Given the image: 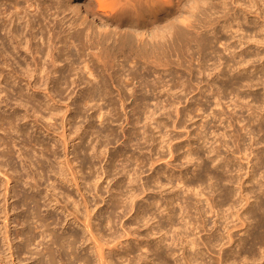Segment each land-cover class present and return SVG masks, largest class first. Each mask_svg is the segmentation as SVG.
<instances>
[{"label": "bare ground", "instance_id": "bare-ground-1", "mask_svg": "<svg viewBox=\"0 0 264 264\" xmlns=\"http://www.w3.org/2000/svg\"><path fill=\"white\" fill-rule=\"evenodd\" d=\"M55 1L56 0H50V1H47L45 3V2H41V0H0V80H1L0 81V94L2 93V95H3V93L5 92L6 93L5 96L8 97V93L9 92H10V94L12 92L13 93L15 92V94H17L16 96L18 97V99L15 98L16 96H13V97L15 98V100L17 102V103L15 102L16 105H18L19 107L20 106H22L24 108L26 107V109L28 107V103L29 102L25 103L27 100L25 101V99L23 98L24 101H22L23 99H21V96H23L22 92L25 91V88H27L28 91L35 90L37 92V91H41L43 89V87H44V89L48 92V94H50L48 102L53 101V103H54V102H56L55 101V96H56L55 92L56 93L59 92L58 94H60V92H64L65 91V88H64L65 86H66V89H67V87L69 89V87L75 86V85L78 88V86H80V85H78L77 83L80 82V83H84L86 85L85 86L86 92L83 94V96H82L83 98L81 99V101L78 100L82 104V106L85 105V106L88 107L91 104L95 103L94 106L90 107V110L98 108V109H95V110L97 111V114L99 112V114L98 115L96 114V115L100 119V118H102V112H105V111L102 110L103 109L102 106L98 105V102L106 100L105 104L108 105L110 103L111 107L113 108V110L111 108V110H112L111 112L114 113V114H112V113L111 114L114 116V117L113 116L112 117L115 118V117H118L117 113H115V112H117L116 108H115L117 106V102L114 101L112 99V97H111L112 90H113L112 87H115L118 91L122 92V91L126 90L128 86L134 85L135 81L140 80L139 84L143 87V89H145V90L148 89L149 91L154 93L155 90L158 87H160V86L162 87L161 84L164 82V81L162 82L163 79H161V77H160L162 74L159 73V75H157V79L155 77L156 80L154 79L153 85L150 84L151 80L149 81L148 77H151V75L153 76L156 72L158 73V72L162 71V72H167L168 73V71H170V69H172V63H174V62H172V60H171L172 58L170 59L171 52L173 53V55L175 54L177 56V59H178L177 62L175 63V65L177 67H179V68L186 67V70H188L191 74L194 71V69L192 68V65L191 64L188 65V66L185 65V63L183 62V59H184V61H185L186 57L190 58V59H194L195 54L198 53V55L200 56L199 58L202 59V60H200V62L203 61L198 66L199 69H200V73H205L207 71H210L209 67L206 66L207 63H209L208 61L206 63V60H208L206 58L207 55L215 54L216 57H218V65H214L216 63L215 62L213 64L214 68H211V72H213V73L215 72V75L223 76L224 79L226 78L225 82L227 81V79H228L227 77L230 75V73H236L237 72L235 75H238V74H240V72H245V73L249 72L248 69L254 64V63L250 64L252 62L251 59H253L254 62L255 61H257V62L260 61L261 62V60L264 59V51L259 53V51H258L259 49L257 50L258 52H256L258 54L256 56H254L257 60H254L255 58L251 54H250V56H252L253 58L251 57L248 60L247 57L243 58V55H245V54L242 53L241 55H239V53L238 54L236 53L237 51L240 50V48L244 47L243 45H246V44H247V46L250 43L254 44L255 46L256 45H260V46L263 45L264 46V0H202V4L203 5H201V7L203 6V8H201V9L199 8L200 7L199 0H198V2L194 1L197 4H199V7H197V11L191 10V12L192 11L193 12L192 13L190 12L191 14L190 15L188 14L189 16H184L183 15L184 18H182L181 20L179 19L181 17H179L177 19L175 18L176 21H171V22L169 21L168 23H165V24L161 23L162 26L160 25V22L164 18L167 19V17H168L167 13H169V11L171 13H173V11H176V10L179 11V13L183 12L184 0H96L98 2V6H96V5L95 6L98 7V8L95 9V7H94V9H93V7H91L93 9V11H92V9H90V12H93L91 15H94L97 18V20H99L100 22H102L104 24L103 25L104 28L103 27L102 28L104 29L106 34H103L104 32L103 33L101 32L102 29H97V30H100L99 33H98V31L95 29V28H100L98 25H97L98 27L97 26L94 27L93 25H89V26L87 25L88 27L86 26L87 28L85 27V29H83L82 31H79L81 28L79 30H77V28H76L77 25L76 26H72L71 25L72 26V29H71L72 31L75 28L74 29L75 30L74 33L71 34L70 31H68V35L65 34L66 36L63 35L64 38H61L62 37L61 35H62V32H63L62 29L64 27V26L62 27V22L66 19V18H63L61 21L59 20V21L55 22L56 24L52 25V26L60 25L61 26L60 28H62V29L59 30V28L57 29V27H55L56 30H58V31H56L54 27H52V28L50 27V30H49L50 31V35H49L50 37L48 36L49 38H47V39L51 43V48L49 47L48 49H52V50H48L47 49L48 52L46 54V49H42L41 46H39L38 44H33L32 42L34 40H37V38H39L40 35H41L40 36L41 40L43 38L45 39V37H46V36H44V34L46 33L45 30L46 29L48 30L47 26L49 24H51V22H52L49 19H48V21H50V23L48 21H45L44 22L45 24H46V22L49 23L48 25H46V28H45L44 27L45 24H44V26H42V23L39 21L40 18H43V16L47 17V15L49 17V12H51V15H52L51 18L56 15V19H57V18H59V16H61V14L63 15V14L66 13V10H67L66 7L67 6H66L65 2L67 0L66 1L65 0H61V2H57V1L55 2ZM80 1L84 2L85 0H80ZM76 5L77 6L80 5V3H77ZM91 5H92V3H91ZM194 6H193L194 8L193 7L192 8L195 10L197 5H194ZM53 10L54 11L58 10V11L53 13L52 12ZM31 13H35V14L32 15ZM173 14H176V13L174 12ZM182 14H181V16H182ZM250 17H253L255 19L251 20ZM53 18H55V17H53ZM53 18H52V20H53ZM44 19H46V18H44ZM152 21H154V22H152ZM125 22H126L127 26L131 30H133L135 34H137V37H139L137 39V43L131 44L127 39L121 40L122 35H120V33H121L120 32V28H121L120 26L122 24L124 25ZM148 22L151 23V25H152V27H151L152 30H150L151 33H150V31L148 33H146V30L145 31L142 30L144 28V27L142 28V25H145V23H148ZM110 23H112L113 26H115L114 27L115 28V32L112 33V34H111L112 31L111 30L109 31L110 28H109L108 24H110ZM178 23H179V25H178ZM70 24H72V23H70ZM84 24H85V22H84ZM180 24L181 25L185 24L184 26L186 28L183 29V25L180 26ZM217 25L218 26L220 25V26L216 27ZM37 26L39 27L38 30H37ZM245 26H247L248 28L246 29ZM43 27L45 28L44 31H43ZM107 28H108V31L110 33L107 31ZM26 29L28 30L27 33H29V36H30L29 40H28V38L26 39V35L24 36ZM149 29H150V26H149ZM198 29H203L202 32H205L204 30L206 29L207 32H205V33L200 32L199 33ZM36 30H37V32H36ZM113 31H114V29H113ZM2 32L5 35H2ZM66 32L67 31H64V33H66ZM38 34H40V35H38ZM113 34H114V36H113ZM115 35L116 36L118 35L119 38L115 37ZM84 36H85L86 39H82V38H84ZM146 36L148 37L149 40L148 39L147 40L144 39V37L146 38ZM68 38H69L70 42H69ZM25 39H26V41L24 43L25 45H23V41ZM45 40H44V42H45ZM231 40H234V43L238 44L240 48L236 47L235 46L236 44L231 43L230 42ZM56 41H57L58 44H61L62 46L61 45L59 47L56 46V44H57ZM34 42H38V40L34 41ZM49 42L47 44L50 46ZM45 43H43L44 46H45ZM73 43H76L77 45H74ZM216 44H218L219 46L221 45V47H224L223 52L224 53H228L227 56H224V55L221 56L220 53L215 50L216 48L214 46ZM71 46L73 48H74V46H76V48L78 47L77 52L74 53L73 52L74 50L72 51ZM252 47H254V46H252ZM252 47H251V49H252ZM256 47H255V51H256ZM87 49L92 50V51L94 49L96 51L95 52H91L92 54L90 55L89 59H83V57L85 56V51ZM251 49L249 48V50H251ZM22 50L23 51L25 50V52H22ZM118 50L121 51L123 55L125 54L124 55L125 56L124 57L125 60H124L123 63H122V61L120 63L119 60H118L119 62L116 60L118 58L117 57L118 55L116 53V52H118ZM241 50L245 51L243 49H241ZM246 50L248 51L247 48H246ZM260 50H261V48H260ZM127 51H128V53H127ZM7 53L9 54V56H12V58L15 56L13 58L14 61L11 60L12 61V66L9 63L10 60L7 61V59H9V56H7L8 55ZM21 53H25V54L29 53V55L33 54V57L29 56V57L34 59V61L30 59L31 61L34 62V63L32 62L33 65L31 64V62L29 64L28 63L29 61H28L26 63V65L23 67V65H22L23 63L21 62V58L23 57L24 54L22 55ZM207 53H209V54H207ZM11 54H13V55L15 54V55L13 56ZM25 56H27V55H25ZM6 57H8V58H6ZM44 57L45 58L48 57V59H49V63H48L47 59H46L47 62H45L46 64L48 63L47 65L49 66V68L45 67L46 65H43L41 63V61L43 60L42 58H44ZM171 57H172V55H171ZM236 57H238V59H239V57H241L242 60H240L241 59L240 58L239 61H236V59H237ZM25 58H27V57H25ZM210 58H211V56H210ZM213 58L214 57L212 56V59ZM138 61H140V62L137 63ZM14 62H16L15 63L16 66L13 67ZM140 63L142 65H144V66H142ZM132 64H135V65L133 66ZM136 64L139 65V66L137 67ZM255 64L253 65V68H255L256 74L255 73H254L255 75H251V74L244 75V74H242L244 76L239 77V78L233 76L232 77L233 80L231 82V83H233V86H235L236 88L239 87V86H242L244 88L247 87L249 89H252L253 87H257V86L259 88V86H262L263 89H264V63H260L259 65H255ZM128 65H131L133 67L130 68L129 70H126L129 67ZM61 66H63L62 69H61ZM116 66L117 67L120 66V68L118 67L119 69H117V68H115ZM9 67L11 68L10 70L8 69ZM7 69H8V71H7ZM159 69H161V71ZM226 71H228V72L226 73ZM211 72H210V75H211ZM171 74L173 75V73H171ZM174 74L176 75L177 73H174ZM259 74H261L260 77H259ZM72 76L73 77L76 76L78 79L77 80L76 79L71 80L73 78ZM124 76H125V79L123 78ZM170 76H168V77H170ZM90 77H93L95 82L96 81L97 82L95 83L94 80L93 81L86 80L88 78L90 79ZM162 78H164V77H162ZM175 79H176V77H175ZM42 80H43V84L41 85ZM25 81H27V83L23 85L22 83H25ZM177 82H178V80H177ZM179 82H180V80H179ZM222 82L225 83L224 81H222ZM168 83H165L163 85L164 88L167 87L166 91L168 89V86H169V89L172 90V89H174L176 87H179V85H181V83H177L178 85L176 86V84H174V81H173V85H168ZM182 85H185V84L183 83ZM63 88H64V90L62 91ZM187 88H189V86ZM220 88L221 87H218L217 89H220ZM11 90H13V91L11 92ZM148 90H147V93L149 92ZM171 90H169V91H171ZM53 91H55V92H53ZM190 92H192V91H190ZM211 92H213V91H211ZM211 92H209V93H211ZM232 92H233V90H232ZM235 92H236V90H235ZM134 93L136 94V92H134V91H133V94L131 93L132 94L131 97H134V100H133L134 105H136L137 107L143 105V107H144V109H143L144 110L143 114L145 115L144 120L146 122L148 121V123H149V121H152V122L156 121L155 123L157 124V126L155 128L158 129V130L160 128H162V127H160L161 125L159 124L161 121L159 122L158 119L156 120V118H155L156 114H157V112L155 110H156L157 107L155 108V110L151 111L150 107H149L150 106L149 105L150 102H149V99H147L148 96L146 95V97H145V94H144V95H142V97H139V96L137 97V95H135ZM218 93H221V92L218 91ZM12 94H11L10 98H12ZM23 94H25V93H23ZM62 94L63 93H61V95ZM206 95H208V94H206ZM35 96L36 95H34L33 97H35ZM216 96H217L216 99L219 98V100H221L220 99L221 95H217V93H216ZM234 96H236V100L234 98L232 103L229 102L230 104L233 105V107H234V108L232 107L233 110L236 111L235 109L240 108V110L247 109L246 112L247 111L250 112V114H249L250 118L247 117V118H249L247 123H246V119L242 118L243 114H241V115L238 114L241 117L237 116V119H236L237 121L236 122H239L238 124H242L241 122L246 123V124H244L241 127L242 131H244L246 133L243 132L244 134H242V133L239 134L240 133L239 132L238 133L239 135L237 134V136H238V139H237L238 140V144L237 145L235 143L234 144L237 146V147L236 146L235 147H236V149H237L239 154H242L243 156L248 155V157L252 156L253 154L255 155L254 157H255L257 162L254 163L255 165H252V166L255 169V172H257L256 169L257 168L258 169L261 168L260 167L261 165H262V167H264V161H262L263 160L262 154L264 156V147H263V145H261V143L264 144V98H262L263 100H260V98L258 99L257 97L254 98L253 101H255V103H253V101H252V103L254 104L253 105L251 102H247V101H246V103H244L245 102V98L242 100L243 97H241L239 95V93H235ZM36 97H38V96H36ZM68 97H71V96H68ZM126 97H127V95H126ZM10 98H8V100ZM25 98H27V97H25ZM252 98H253V96H252ZM0 99H1V97H0ZM125 99H127V98H125ZM125 99H123L121 97L120 100L123 103H125L126 102ZM248 99L249 98H247V100ZM6 101L7 100L2 99L0 104L2 105ZM28 101H30V100L28 99ZM37 102H39L37 99L33 100V103L31 102V104H33V105L31 106L30 109L35 114H39L41 112V111H38L39 108H36L37 107L36 106ZM64 102H66V101H64ZM158 102L159 101H157V103H156L157 106H159ZM219 102L220 101H218V99H217V103L220 105ZM256 103H259V104H256ZM39 104H41V103H39ZM230 104H228V105H230ZM199 106H198V111L201 112V110H203V107L202 106L199 107ZM87 107H84V108L86 109ZM164 109H166V108H164ZM136 110L137 109H134L133 111H136ZM55 111H57V110H55ZM52 112L53 111H51V114H50L51 117H46V116L45 117L47 119L48 118L49 119L50 118H52V119L55 118L54 116H56V115H55L54 112L53 113ZM139 112L135 113L136 117H137V115L140 114ZM14 113H16V112H14ZM79 113H80V111H79ZM180 113L181 112H179V110H177V113H176L177 116H179ZM203 113L205 115L206 112L203 111ZM232 113H235V112L232 111ZM238 113H240V112H238ZM27 114H28V112H27ZM107 114H109V113H107ZM211 114L213 115V113H211ZM211 114H208V115H206V117H203V118L207 119V117L209 115H211ZM77 115H78V112H77ZM157 115H161V114H157ZM215 115L213 117L217 116V115L216 116ZM232 115H236V114H232ZM232 115H231V118H233ZM7 116H9V115H7ZM107 116L104 115L103 117L106 118ZM189 116H190V113H189ZM220 116H219V118H220ZM18 117L19 116L16 115V114H13V116L11 114V116L6 117V115L4 113L2 114L0 112V132L1 131L3 132V135L2 134H1L2 136L0 135V148L2 149L0 151V176L4 177L6 179V182H7V184H6V182L3 183V184H6V185H3L1 183L2 186L5 187V195L10 194V191H11L10 188H9V186L11 185L10 182L11 181L12 182H17L16 183V185H17L18 183H20L19 180L21 179L19 177L20 175H18V176L15 175V174H17L19 172L16 169H14V166H13V162H14L13 158L15 157V156L13 157V154L15 153L14 152V148H16L15 147L16 146V142L14 143L15 140H13V139L15 138L16 140L17 139L20 140L22 137H24L23 135L25 134V133H23V135H22L23 129L20 128L21 124L19 125V123L18 124L16 123V121H18V120H19L18 122H22V121H25V119L21 121V118H20L21 115L19 117L20 119ZM139 117L137 118V124L140 123ZM167 117H168V114H167ZM186 117H188V116H186ZM234 117H236V116H234ZM38 118H39V116H38ZM41 118H43V116H41ZM41 118H39V120ZM46 118H44V119H46ZM231 118H228V119L231 120ZM106 119L108 120V118H106ZM35 120H37V119H35ZM63 121H64V119H63ZM229 121L227 120L228 125H226L227 123L225 124L226 125L225 126L226 129L228 127H231V124H234V123H230L231 121L230 122ZM39 122H37V123H39ZM107 123H110V122H106V124ZM202 123H201V125H202ZM50 124L51 123H49V125L46 126V130L49 133L52 130L51 132L54 134L55 131L53 132L52 128H53L55 123H53V125H50ZM108 125H107V127L110 128L111 125L110 126H108ZM70 127H71V125H70ZM166 127L168 128V126H166ZM201 127H200V129L203 130V128L205 127V124L202 125ZM67 128H68V126H67ZM44 129H45V127H44ZM54 129H55V127H54ZM110 129H109V131H110ZM200 129H199V131H200ZM72 130H73V127H72ZM113 130L114 129H112L110 131V133L107 134L106 138L113 137L114 139H117V135H119V134L117 133V135H116L115 134L116 133L115 130L114 131ZM11 131L17 133L18 135H16V136H18V138H16L15 135L14 136L12 135L13 136V138H12ZM75 131L78 132L79 130L76 129ZM102 131H104V130H102ZM24 132H26V131H24ZM67 132H69V131H67ZM70 132H72V131H70ZM76 132H75L74 135H76ZM99 132H100V129H99ZM99 132H98V134H100ZM134 132H136V131H134ZM146 132H144V135H145ZM158 132L160 133V132H163V131H158ZM211 132H212V135H214L215 131H211ZM220 133H222V132L220 131ZM220 133H219V135H220L219 139H220V141L222 143L219 141L220 142L219 145L229 148L227 140L224 139V138L227 139L228 135L225 134V133H222V134H220ZM61 134H62V132H61ZM61 134L59 135L60 136L59 140L61 142V145H63L66 149L69 148V145L72 142H75V140L76 141L79 140L80 143L78 142L79 144L76 143L75 146H74V151L75 152L73 154H75V156H76L75 158L76 159H74V160L71 159L70 160L69 157H65V160L61 161V164H59L60 166L55 163L57 166H59V167H57L58 170L55 167L54 162L52 161V157H55V159H56V155L58 156L59 152L56 151V149H52L53 147L50 144L51 140H49L50 142H49L48 145H47V142H46V145H42L43 146L42 150H41L42 154H40L38 152V150H40L41 147L38 150H36V152H38L40 154V156L37 157V154L35 153L33 147H36L37 145H39V142L37 140H35L36 138L34 140H32L31 138L29 140H26V139H24L26 137L25 136L23 139H21V141H19V142L17 141L18 144H21L20 146L21 147L23 146L24 148L32 147L34 152L32 151L33 152L32 155L29 152L27 154V156H25L23 152H21L20 154L18 152H16V153H18L19 157L21 158L20 160H23V159H25L27 157L32 162V163L31 162L30 163L33 164L34 166H37L39 169L42 170V172L45 171V164L49 163V165L47 167L49 170L47 169V171H49L50 173H54L56 176L58 175V178H60L62 182H66L67 184L68 183L70 184V182L73 183L76 186V188H77V190L79 192H83L82 191L83 186L84 187L88 186V184L90 183V180H91L90 179L91 177L89 178L90 180H87L88 176H87V179L85 177L86 176L85 175V171H86L85 164L88 162L87 161L88 160L87 156H89V154H90L89 151L91 150L93 152L91 158L99 159L100 156H103L102 153H104V152H100V148H101V146H104L106 144H104L103 143L104 141H102V143L104 145L98 144L100 146H98V147L97 146H93V148L91 149V146L93 144L90 147H86L85 146V145H87L86 141L81 143V141H84L83 137L86 134V132L85 133H83V131H82V133L79 132L75 136V138L73 140L70 139V137L72 136L71 135L72 133H70V134L69 133L68 134L64 133L63 135H61ZM94 134L95 133H93L92 135H94ZM136 134H138V132H136ZM166 134H168V133H166ZM203 134H205V131H204V133L200 132V135H203ZM230 134H232V133H230ZM246 134H249L251 136V139L254 140L253 142H254L255 146L251 143L252 144L251 146H249V147L246 146L247 148L245 147V145L242 143V141L244 142L243 136L244 135L247 136ZM255 134L257 136L259 135V137H260V138L257 137V138H259L258 141H256ZM19 135L22 136V137H20ZM88 135H89V133H88ZM210 135H211V133H210ZM212 135H211V137H212ZM217 135H218V133H217ZM104 136L105 135H103V137ZM162 136L165 137L163 133L161 134V137ZM145 137H147V136L145 135ZM161 137H160V139H161ZM221 137L223 139H221ZM230 137H232V135H229L228 138H230ZM166 138H168V137H166ZM200 138H201V141L203 140L201 142L203 145H204V143H207V144L209 143L210 144L209 141L211 139L210 140L207 139L208 138V134H205V136L203 135ZM214 138L215 137L213 136V139ZM53 139H56V138H53ZM137 139H139V138H137ZM152 139H150V140H152ZM158 139H156V140H158ZM163 139H165V138H163ZM216 139H217V137H216ZM85 140H87V139H85ZM130 140L133 141L134 139L131 138ZM148 140L149 139H147L146 141H148ZM166 140L167 139H165V141ZM56 141H57L56 145H58L59 141L58 140H56ZM108 142L109 141H107L106 143H108ZM138 142H139V140H138ZM42 143H45V141L42 142ZM53 143H55V142L53 141ZM154 143H155V141H154ZM162 144H164V142ZM202 144H201V146H202ZM213 144H212V141H211V146L208 145L210 148L208 147L209 149H206V151H208V154L205 157H207V160H209V159L212 160V162H214V161L218 162L219 160H221V161H219L220 164L217 166L219 169H221V168L223 169V170H221V173L216 172L217 174L216 173L213 174L210 171L209 166L205 163L204 158L202 156H200L196 152H195L196 153L195 155H192L191 153L187 152L185 154V158L187 159V161L190 158H191V160H195V163H197L195 165H196V167L200 168V170L198 172V175L196 176L197 179L195 181L194 180H193V182L190 181V183H188L186 181V183H185L186 179L184 177H181L179 179L178 183H177L178 184L177 187H180V185L184 184L183 187L186 188V191H197V192H195V195H194L195 196L194 199H196V201L193 198H191L192 196L191 197H189V196H187V197L181 196L179 198L178 197L179 193H173L172 196L170 194L168 197H165V199L161 198V200H156L157 198H155L152 202L150 201V204L146 205V206H148V209L151 208L148 212H146L147 214L144 213L147 208L146 207L143 208L144 206L143 207L139 206L138 211H137V216H136L137 217L136 218L137 221L145 222L146 226L151 221H154L153 225L156 224V226L151 225L150 229L153 231L152 233L155 236L160 235V237H159L158 241L156 242L155 246H153V247L152 246L148 247L147 245H144V247L142 246V248L139 247V250H141V249L143 251L145 250V254H143L142 252H141V254H139L140 251H139V253H137V251H136V253L139 254V255H136V256H132L133 255L132 251H134V249L132 250V247L130 248L127 245H125V246L121 245L122 242L120 243V245L116 246L117 247L116 249H114L113 246H112L111 248H113V249H111V248L108 249L110 253H113V252L118 253L121 248L123 250H125V253L119 254V255H122V256H120V258H121V262L119 261L120 264H126V263L127 264H170V262H172V260L170 261V257H171V259H172V257H175L176 263H174V264H214V262L212 263V261L211 262L210 261H206L205 258H206L207 254L209 252L212 253L214 250H216L215 248H217L218 246L220 248V245L218 243H220L221 240L224 241L227 238H229V240H226V241H229V243H232V244H236L237 242H239V243L235 247V250L232 251V249H231V251H229L232 254H229L227 252L228 249L224 250L223 249V247H225V246H223L224 243L223 244L221 243L222 244L221 248L220 249L218 248V250H217V251L220 250L219 251L220 253L218 252V254L220 256H218L219 258L217 259V262L218 261L219 262L218 263L215 262V264H222V263L223 264H234V263L240 264L241 262L244 263L248 259L249 260L252 259L255 262H257L259 260L256 257H258L260 254L257 256L256 252H258V251L255 252V250H256L257 246L260 245L263 242V240H264V232H259L260 230L264 229V223H263L262 216H261L262 212H264V183L262 184L261 179H260V182H259V180L257 181L258 186L260 187L259 188L260 194L259 195L256 194L257 197L256 198L254 197L256 199V204L254 203L255 205L251 206V207H253V209L250 207L253 211L250 212L251 211V209H250L248 214L247 215L244 214V216L242 215L243 214L242 213L241 215L243 217L238 215L241 218H243L242 220L245 219V221H250V220H252V218H253V220L256 219L255 223L257 224V226H254V228H252V229L255 230V228H257L259 231L258 232H256V231L251 232L253 230H251L250 232L246 231V233H248L247 242L245 240L246 238L244 239V237H240L238 239V241L234 240L235 232L233 234L234 230L232 231L231 228L234 229V227L236 225H235V223L233 224V227H231V225H229V224H232L233 221H234L233 219L230 218L231 215H229V214L231 212L229 213V211H228L229 209H227L225 211L222 209L223 206H225V205L227 206L228 202L229 203L231 202L230 201L231 198H229V197L234 196V195H232L233 191L230 190L229 188L224 189L223 191H224L225 195H223V199L221 201L219 200V202H217L215 200V198L211 199L212 194L214 192L216 193V190L213 191V187L216 186V185L214 184V186H213L212 183H211L212 184L211 186L206 184L207 186H210V188H212L213 192L210 190L212 192L211 195H209L210 192L209 193L207 192L209 190L208 189L209 187H203V186H205V183H207L209 178H210V180L212 178H215V180H217L218 183H223V182L225 183V181L229 182V183L234 182V180L232 181V179H231L233 177L228 179V177L226 176V174L228 172L229 173L231 172V169H229V166H230L231 163L229 164V162H228L230 159L228 157L227 158L229 160L227 158H222L223 156L221 157V152H220V154L218 153V149H220V148H214ZM256 144H257V146H258V144H260V146H262V149H260V147L258 148L256 146ZM128 145H129V143H128ZM140 146H142V145H140ZM57 147H58L57 150H59L60 147L59 146H57ZM137 147H138V145H137ZM164 147H165V145H164ZM167 147H169V145ZM204 147H207V146L205 145ZM253 147H255L257 149H254ZM138 148H140V147H138ZM229 149L231 150L232 148H229ZM187 150H189V149H187ZM103 151H105V150H103ZM122 153H123V151H122ZM122 153H121V155H119V153H118V155H117L118 158L124 156V154H122ZM213 153L215 154V157L213 156ZM247 153H250V154H247ZM33 154H35V155H33ZM169 154H170V151H169ZM260 154H261V156H260ZM115 155H116V153H115ZM210 155L213 156V157H211ZM117 156L114 157V154H113V157H111V159L113 158L112 160L114 162L119 161ZM34 157H37L35 162H33L34 161L33 160ZM193 157H195V158H193ZM220 157H221V159H219ZM57 158L59 159V157H57ZM132 158H134V156ZM249 158H247V159L249 160ZM79 159L81 160V165H80L79 168H77V166L76 167L73 166V163H74V161H77ZM251 161H252V159H251ZM114 162H113V165H114ZM189 162H190V160H189ZM203 162L205 163L204 165H203ZM123 163H125V162H123ZM121 165H122V163H121ZM86 166H87V164H86ZM252 166H251V168H252ZM65 167L69 168V169L67 168L68 171H66ZM6 168H8V170H6ZM93 168H94V166H93ZM117 168H119V167H117ZM9 170H12L13 172L10 173ZM118 170H121V169H118ZM124 170L126 171L127 168H125V166L123 165L122 171L125 172ZM259 170H261V169H259ZM47 171H46V173H47ZM67 172L69 174H67ZM126 172H127L126 173L127 176H129V178H130V175H129L130 171H126ZM104 173H106V175H105V176H107L106 178H108V176H111V175H109L111 172L109 173V172H107V170L104 171ZM119 174H120V172L118 171L116 175H119ZM126 174H124V175H126ZM31 176H30V180H31ZM39 176H42V175H40V173L38 172V174L35 173V175L32 177V180L34 181V182H32V184L34 186H32L31 190L35 189V193H32V194L24 193L25 195L22 193L23 195H21L20 192H19L20 188H18V192L19 193L15 194L17 197H20V199L22 200L21 201L22 205H24L25 208L26 207L28 208V210L26 212L27 215L24 217V224L27 223L28 226L26 224L25 225L27 227H29V228L24 231V234L22 233L23 236H24V241H25L23 243H25V247L24 248H26V250H28V253L31 254V256L32 255L33 256L36 255V257L38 256V258H33V259H35L37 261L36 264H58L59 261H57V257H58L57 253H59V256H62L63 258H65L64 259L65 260V264H91V262L93 263V261H90V259H93L94 257L91 258L87 254L88 258L90 257L89 259H87L85 257V255L83 256V254L80 252V249L77 248L79 250V253L82 254V256H80V254H78V252H77L78 250L76 249V246L78 247L79 244L77 245V243H80V242L82 243L81 246L85 245V244H87L88 246H91V245L93 246V247H89V249H91L94 253H96V256L98 258L97 261L99 262V264H117V262H115L114 259H113L114 255L111 256L110 253H107V249L105 248L106 246L108 247V244H110L112 242L114 243V241L116 240L117 237L114 236L115 234L112 235V236L110 234H109L110 236L106 235V234H104L101 231V229H99V228H101V227H99L101 224L100 225L99 224H97V225L95 224V220L91 216V213L93 211L92 212L88 211L89 213L86 216L87 217L86 220H84V218H83L84 225H85L84 228L86 229V232H83L82 234H81V232H79L81 235L79 233L75 234V232L74 233H70V234L68 233V235H67V233L65 232L66 235L65 234L64 235L61 234V236H60V235L57 234V231L55 233V231L51 229V227L53 225L56 226V225L61 224V223L64 224V222H61L60 220H58V219H60L59 218L60 216L59 217L56 216L58 219L55 218V217H47V218L44 217V216H43L44 218L41 217V213H40L41 206H43L44 204L40 205V199L39 198H41L40 197V193L41 192L39 193L38 190L41 187H39L40 183H39V180L37 179ZM18 177L20 179H18ZM156 177H155V179H156ZM254 177L256 178L257 176H252L251 182H252V180L253 181L257 180V178L255 179ZM173 178H174V176H173ZM260 178H262V177H260ZM134 179L132 180V186L134 185L133 184L134 183ZM88 181H89V183H88ZM135 181H136V179H135ZM158 181H159V179H158ZM161 182H162V180H161ZM95 183H96V181H95ZM121 184L122 183H118L117 184V188L115 190H116L118 196H116V195L112 196L111 195L112 196V200L113 199H117L116 197H119V196L123 195L122 194V190L123 189H121ZM160 184H162V183H160ZM170 184H171V182H170ZM27 186L29 187V185H27ZM17 187H20V186H17ZM144 187H146V185ZM149 187L151 188V186H149ZM162 187L164 188L165 186L162 184ZM49 188L52 190V193H50V194L48 193V194L44 195L43 198H41L42 200H45L46 202H48L47 206H50V207L54 208L57 211H61V213H63L65 215V217H66L65 221H67V220L70 221L72 219V220H74L76 222L77 221L79 222V219L81 218V216L79 218V216H78L79 212H78L77 207H80V206L78 205V202H76L77 200L75 201L72 198V196H71L72 192H71V194H69V192L66 193V192H60L59 191V194H55V192L56 193L58 192L56 190V188H53L52 186L49 187ZM131 188H129V189L131 190ZM1 189L2 188H0V190ZM36 189H37V191H36ZM172 189L174 190V188H172ZM214 189H215V187H214ZM14 190H15V188H14ZM133 190L134 189H132V191ZM53 191H55V192H53ZM146 191H148V190H146ZM247 191H249V190H247ZM13 192H15V191H13ZM16 192H17V189H16ZM21 192H23V191H21ZM33 192H34V190H33ZM137 192H138V190H137ZM250 193H252V192H250ZM81 194L84 197L85 194L84 193H81ZM135 194H137V193H135V191H133V193H131V195H130L131 199L132 198L135 199L136 197H138V194H137L136 197H135ZM5 195L3 194L4 197H5ZM61 195L63 197L62 199L59 198V197H61ZM247 196H250V194L247 195ZM204 197H205L206 201L202 200V198L204 199ZM250 197H252V196H250ZM250 197H247V198H250ZM85 199H86V197H85ZM127 200H128L129 203L131 202V200H129V197H127ZM203 201L207 202V204H205V205L203 204L202 205ZM232 202H234V201H232ZM85 203L87 204V201H85ZM121 203H123V202L118 201V200L117 201L114 200L113 203H111V204H113V208L116 209V211H117L118 207H120V209L123 207V205L121 207ZM69 204H70V206H72L71 208L69 207ZM124 204H126V203H124ZM175 205H177L179 207V208H177V210H175ZM228 205H230V204H228ZM231 205H230L229 208H231ZM239 205L241 206V204H239ZM127 206H129V205H127ZM234 206L238 207L236 205H234ZM84 207H87V206H84ZM113 208H112V210H113ZM133 208H132V210H133ZM232 210H230V211H232ZM51 211L52 210H50L48 214H51V216H52V212L53 211L52 212ZM113 211H111V213ZM153 211H155V212H153ZM226 211L229 214H227ZM165 212H167V215L166 216H162L161 215L162 217L160 219L156 215L157 213L158 214H163ZM113 213H115V211ZM231 214L233 215L234 213H231ZM236 214H238V213H235V215ZM210 215H212V216H210ZM9 216H10V213L9 212H5V217H4L5 225H4V228L6 229V231H5L6 233L4 235V242H6L8 247H9L8 249H9V253H10V258L13 259V257L15 256V252L12 251L14 247H12V242L13 241L11 240V238H10L11 235L9 233L10 232L9 231V224H10ZM110 216H112V214H110L109 217L106 218L107 219L106 222H108L107 223L108 225L115 218V217L113 218L114 215L112 217H110ZM214 216H216L218 219L212 222L213 223L212 224L213 227L211 229H209V227L211 226V225L209 226V224L213 220ZM245 216L247 217V220H246ZM102 217H104V216H102ZM240 217H238V218H240ZM164 218L167 219L165 222L162 221ZM263 219H264V217H263ZM30 220L31 221L33 220V224L32 225L35 226V227L31 226V224H30L31 221ZM34 220H35V222H34ZM61 220L63 221V219H61ZM220 220H223V221L220 222L221 223L220 225L223 227V229H222L223 232H226L228 234V237L224 238L225 234H223V232H222L223 235L219 234V236L221 235L220 236L221 239L219 237L216 238V240L203 239V238H206V237L204 235H202V236H204V237H202L201 233L202 232L206 233V231L209 232L210 230L213 231V229L215 227H219L220 226L219 225V221ZM229 220H232V223ZM242 220H241V222H242ZM244 222L242 224H244ZM96 223H98V222L96 221ZM136 223L137 222H135V224ZM246 223H248V222H246ZM104 224H105V222H104ZM138 224H139V222L137 223V225ZM139 225H141V224H139ZM61 226H62V224H61ZM252 226H253V223L249 222L247 227L246 226L245 227L248 228V227H252ZM102 228H104V227H102ZM111 229H112V226H111ZM35 230H41L40 234L37 231H36L37 233H35ZM135 231L136 230H134V232ZM219 231H220V229L217 232H219ZM125 232H127V230ZM219 233H221V232H219ZM215 234H213V235H215ZM39 235H40L39 239L41 237H42V239H41V241L38 242L37 238H38ZM135 235H136V233H135ZM197 235H199V236L197 237ZM129 236H130V234H129ZM36 242H38L37 245H36ZM146 243H149V241L146 242ZM122 244H124V243H122ZM151 244L154 245L153 243H151ZM35 245L37 246V248H36ZM114 245H116V244H114ZM224 245H227V243H225ZM262 245H260V246H262ZM33 246H35L36 249H38L39 247L42 246L43 250L40 249L41 251L34 252V250L32 251ZM120 246H122V247L120 248ZM260 246H259V248H261ZM179 247H182V248L179 249ZM202 247H204V248L206 247L207 248L206 249L207 250L206 251L207 254L204 253L205 251H203L204 249ZM238 248H239V250L237 251ZM222 250H224V252L226 251L227 254H223L224 252L221 253ZM92 251H91V253H92ZM259 251H260V249H259ZM215 253H217V252L215 251ZM260 258L262 260H264V253L261 254ZM0 259H1L0 260V264H8V263H6L7 261H6V258L4 259V256L3 257L0 256ZM60 261H61V259H60ZM12 263H14V262H12ZM94 263H96L95 260H94ZM247 263H248V261H247Z\"/></svg>", "mask_w": 264, "mask_h": 264}, {"label": "rangeland", "instance_id": "rangeland-1", "mask_svg": "<svg viewBox=\"0 0 264 264\" xmlns=\"http://www.w3.org/2000/svg\"><path fill=\"white\" fill-rule=\"evenodd\" d=\"M47 1H50V0H47ZM46 0H41V2H47ZM57 2H61V0H56ZM55 1V2H56ZM66 1V0H65ZM64 1V2H65ZM194 1H196V2H198V0H184V3H183V5H184V8H183V14L182 13H179V11H173V13L175 12L176 14H173V13H171L170 11H169V13H167L168 14V17H167V19H162L161 20V22H160V25L162 26V24H165V23H168L169 21L171 22V21H176V19L177 18H179V17H181V18H179L180 20L182 19V18H184V16H189L193 11H197V7H199V4H200V9L201 8H203V6L201 7V5H203L202 4V0H199V4H197L196 2H194ZM66 13L65 14H61V16H59V18H57L56 19V15L55 16H53V17H55V18H53V20H52V18H51V12H49V17H48V15H47V17L46 16H43V18H40L39 19V21L42 23V26H44V22L45 21H48V19L49 20H51L52 22H51V24H49L50 23V21H48L49 23H47L46 22V24H45V28H46V25H48L47 27H48V30L46 29L45 30V32L48 34H44V36H46L45 37V42H44V40L42 39H40V34H38V35H40L39 36V38H37V40H38V42H34V41H37V40H34L32 43L33 44H38L39 46H41L42 47V49H46V54H47V49L50 47L51 48V43L48 41V39L47 38H49L50 36V27L52 28V27H57V29L59 28V30L60 29H62V28H60L61 26L60 25H58V26H52V25H54V24H56L55 22H57V21H61L63 18H66L63 22H62V27H63V29H62V37L61 38H64V36L63 35H68V31H70V33L71 34H73L74 33V29H73V31L71 30L72 29V26H76L77 25V30H79L80 28V30L79 31H82L83 29H85V27L88 25H93L94 27H96L97 25L100 27V28H95L96 30L97 29H102V33L103 34H106L105 33V31H104V24L102 23V22H100L99 20H97V18L94 16V15H91L93 12H90V9H92L91 7H93V9H94V7H95V9H97L98 7H96V6H98V2L96 1V0H85L84 2H82V1H80V0H67L66 2ZM77 3H80V5H76ZM91 3H92V5H91ZM95 3V4H94ZM197 5L196 6V9L194 10L193 8L195 7L194 5ZM26 5V4H25ZM91 5V6H90ZM96 5V6H95ZM194 6V7H193ZM193 7V8H192ZM234 8V7H233ZM89 9V10H88ZM93 9H92V11H93ZM191 10H193L192 12H191ZM199 10V9H198ZM33 11V10H32ZM56 11H58V10H53L52 12L54 13V12H56ZM191 12V13H190ZM178 13V14H177ZM32 15L33 14H35V13H31ZM181 14H182V16H181ZM187 14V15H186ZM189 14V15H188ZM184 15V16H183ZM66 16V17H65ZM94 16V17H93ZM175 16V17H174ZM178 16V17H177ZM62 17V18H61ZM171 17V18H170ZM44 18H46V19H44ZM51 18V19H50ZM176 18V19H175ZM251 18V20H254L255 18H253V17H250ZM85 20V21H84ZM94 20V21H93ZM85 22V24H84V22ZM66 22V23H65ZM92 22V23H91ZM152 22H154V21H152ZM64 23V24H63ZM69 23V24H68ZM70 23H72V24H70ZM74 23V24H73ZM83 25H82V24ZM90 23V24H89ZM162 23V24H161ZM180 23V22H179ZM179 23H178V25H179ZM82 26H81V25ZM72 25V26H71ZM109 25V31L111 30L112 32H111V34L112 33H114L115 32V26H113V24L112 23H110V24H108ZM183 25V24H182ZM181 24H180V26H182ZM185 25V24H184ZM183 25V29H185L186 27ZM11 26V25H10ZM9 26V27H10ZM79 26V27H78ZM81 26V27H80ZM87 26V27H88ZM97 26V27H98ZM149 26H150V29H149ZM220 26V25H219ZM218 25L216 26V27H219ZM43 27V31H44V28ZM71 27V28H70ZM86 27V28H87ZM103 27V28H102ZM121 28H120V35H122V37H121V40H123V39H127L131 44H134V43H137V39L139 38V37H137V34H135L134 33V31L133 30H131L128 26H127V24H126V22L124 23V25L122 24L121 26H120ZM144 27V28H143ZM152 25H151V23H145V25H142V30H146V33H148L150 30H152ZM38 26H37V30H38ZM245 28L247 29L248 27L247 26H245ZM66 29V30H65ZM68 29V30H67ZM113 29H114V31H113ZM219 29V28H218ZM37 30H36V32H37ZM55 30H56V28H55ZM199 30V33L200 32H202V30L203 29H198ZM209 30V29H208ZM220 30V29H219ZM27 29L25 30V34H24V36L26 35V39L28 38V40H29V38H30V36H29V33H27ZM48 31V32H47ZM56 31H58V30H56ZM64 31H67L66 33H64ZM98 31V33H99V31L100 30H97ZM107 31H108V28H107ZM108 31V32H109ZM205 32H207V30L205 29L204 30ZM205 32H202V33H205ZM5 33V32H4ZM64 33V34H63ZM110 33V32H109ZM150 33H151V31H150ZM2 35H5V34H3V32H2ZM65 35V36H66ZM148 35V34H147ZM49 36V37H48ZM113 36H114V34H113ZM115 37H117V38H119V36L117 35H115ZM26 39L23 41V45H25L24 43H25V41H26ZM82 39H86L85 38V36H84V38H82ZM144 39L145 40H147L148 39V37L146 36V38L144 37ZM68 40H69V38H68ZM149 40V39H148ZM43 41V42H42ZM50 43V46L47 44L48 42ZM233 41V42H232ZM69 42H70V40H69ZM231 43H234V40H231L230 41ZM43 43H45V46H44V44ZM56 43H57V41H56ZM43 44V45H42ZM74 45H77L76 43H73ZM234 44H236V43H234ZM61 44H56V46H60ZM218 44H216L214 47L216 48L215 50L217 51V52H219L220 53V55L222 56V55H224V56H227V54L228 53H224L223 52V50H224V47H221V45L219 46H217ZM238 44H236L235 46L236 47H239V45L237 46ZM62 46V45H61ZM73 46V45H72ZM71 46V49H72V51L75 53V52H77V50H78V47L76 48V46H74V48ZM223 46V45H222ZM244 46V47H243ZM242 47L243 48H240V50L239 51H237L236 53L238 54L239 53V55H241L242 53L243 54H245V55H243V58L245 57H247V59L249 60V58H251L252 56H250V54L251 55H253V57L254 56H256L258 53H256V52H258L259 51V53H261L262 51H264V46L262 45V46H260V45H254V44H248V46H247V44L246 45H243ZM252 46H254V47H252ZM35 47V46H34ZM251 47H252V49H251ZM255 47H256V51H255ZM53 48V47H52ZM246 48L248 49V51L246 50ZM249 48L251 49V50H249ZM260 48H261V50H260ZM241 49H243V50H245V51H242ZM259 49V50H258ZM48 50H52V49H48ZM238 50V49H237ZM255 52H254V51ZM258 50V51H257ZM96 50H94L93 49V51L92 50H89V49H87L86 51H85V56L83 57V59H89L90 58V55L92 54L91 52H95ZM22 52H25V50L23 51L22 50ZM117 53V61L119 60L120 61V63H121V61H122V63L124 62V60H125V54L123 55L122 54V52L121 51H119L118 50V52H116ZM127 53H128V51H127ZM210 53V52H209ZM209 53H207V54H209ZM254 53V54H253ZM8 54V53H7ZM22 55H23V57L21 58V62L23 63L22 65H23V67L26 65V63L28 62L29 64H30V62H31V64L33 65V61H34V59L33 58H31V57H33V54H30L29 55V53H27V54H25V53H21ZM206 54V55H207ZM11 55H13V54H11ZM15 55V54H14ZM13 55V56H14ZM25 55H27V56H25ZM171 55H172V57H171ZM238 55V56H239ZM7 56H9V54L7 55ZM29 56H31V57H29ZM210 56H211V58H210ZM212 56L214 57L213 59H212ZM15 57V56H14ZM13 57V58H14ZM25 57H27V58H25ZM46 57V56H45ZM42 58L43 60L41 61V63L43 64V65H46L45 67H48L49 68V66L47 65L48 63H49V59H48V57L47 58ZM200 56L198 55V53H196L195 54V57H194V59H190V58H185V61H184V59H183V62L185 63V65H192V68L194 69V71H193V73L191 74L188 70H186V67H182V68H179V67H177L176 65H175V63L177 62V56L174 54L173 55V53L171 52V54H170V59L172 60V62H174V63H172V69H170V71H168V73L167 72H162L161 71V69H159L161 72H156L153 76L151 75V77H148V79H149V81H150V84L151 85H153V81H154V79H155V77H156V79H157V75H159V73L160 74H162L160 77H161V79H163L162 80V82L164 81L165 83H168V85H173V81H174V84H176V86L178 85L177 83H181V85H179V87H176V88H174V89H169V86H168V89H167V91H166V88L167 87H165L164 88V82L161 84L162 85V87L160 86V87H158L156 90H155V92L153 93V92H151V91H149L148 89H143V87L139 84L140 83V80H138V81H135L134 82V85H130V86H128L127 87V89L126 90H124V91H122V92H120V91H118L115 87H112V95H111V97H112V99L114 100V101H116L117 102V106L115 107L116 108V111L117 112H115V113H117V115H118V117H115V118H113L114 116L112 115V114H114L113 112H111L112 110H113V108L111 107V105H110V103L107 105V104H105L106 102V100H104V101H100V102H98V105H100V106H102L103 107V111H105V112H102V118H100L99 119V117L97 116L98 114H99V112H98V114H97V111L95 110V109H98V108H95V109H91L90 110V107H92V106H94V104L95 103H93V104H91L90 106H85V105H83L84 107H87L86 109L82 106V104L79 102V101H81V99L83 98L82 96H83V94L86 92V89H85V84L84 83H80V82H78L77 84L78 85H80V86H78V88L76 87V85L75 86H71V87H69V89H68V87H67V89H66V86L64 87L65 88V91L64 92H60V94H58V93H56L55 91H53V92H55V94H56V96H55V101L56 102H54L53 103V101H50V102H48L49 101V96H50V94H48V92L44 89V87H43V89L41 90V91H35V90H31V91H28L27 90V88H25V91H23L22 92V95L23 96H21V99H25V103H27V102H29L28 103V107H27V109H26V107L24 108V107H22V106H18V105H16V100H15V98L16 99H18V97L16 96L17 94H15V92L13 93L12 91L13 90H11V92L13 93H11L12 94V98L14 99H12V98H10L11 97V94H10V92L8 93V97L7 96H5V92L3 93V95L6 97H4L3 95H2V93L0 94V97H1V99H0V102H1V100L2 99H5V100H7L5 103H3L1 106H0V112L3 114H5L6 115V117H9V116H11V114H12V116H13V114H16V115H18L19 117H20V115H21V121L22 120H24L25 119V121H22V122H18V121H16V123L18 124L19 123V125H20V128L21 129H23V132H22V135H23V133H25L23 136L25 137H22V136H20V137H22L21 139H26V140H29L30 138L32 139V140H34L35 138V140H37L38 142H39V145H37L36 147H33L34 148V151H35V153L37 154V157L38 156H40V154H42L41 153V150H42V145H46V142H47V145L49 144V140H51V142H50V144L52 145V149H56V151H58L57 153H58V156L56 155V159H55V157H52V161L54 162V164L56 163L57 165H59V164H61V161H64L65 160V157H69V159L71 160H74V159H76L75 157V154H73L75 151H74V146H75V144L77 143V144H79L80 143V141L79 140H75V142H72L70 145H69V148H65L63 145H61V142H60V140H59V135L61 134V132H62V134L61 135H63L64 133H72L71 135V137H70V139H74L75 138V136L80 132V133H82V131H83V133H85L86 132V134L84 135V141H81V143H83V142H87V145H85L86 147H90L92 144V146H91V149L93 148V146H100L101 144L102 145H104V144H106V145H104V146H101V148H100V152H106L105 154L104 153H102V155L103 156H100V158L99 159H93V158H91V156H92V154H93V152L90 150L89 151V156H87V166H86V164H85V169H86V171H85V177H86V179H87V176H88V179L87 180H90V183H89V181H88V183L90 184H88V186H86V187H84L83 186V188H82V191L83 192H79L78 190H77V188H76V186L73 184V183H71L70 182V184L68 183H66V182H62L61 181V179L60 178H58V175L56 176L54 173H50L49 171H47V167H48V165H49V163L48 164H45V171L44 172H42V170L41 169H39L37 166H34L33 164H31L32 162L26 157L25 159H23V160H20L21 158L19 157V155H18V153L20 154L21 152H23L24 153V155L25 156H27V154L30 152V154L32 155V153L34 152L33 151V148L32 147H28V148H24L23 146V148L20 146L21 144H18V142L19 141H21V139L19 140V139H13V140H15L14 141V143L16 142V148H14V154H13V166H14V169H16L19 173H17V174H15V175H20L19 177L21 178H19L18 177V179H20L19 181H20V183H18L17 185H16V183L17 182H10V186H9V188H10V194H7V195H5V187L4 186H2V184L3 183H5L6 182V179L4 178V177H2V176H0V188H2L1 190H0V256L1 257H3L4 256V259L6 258V263H10V264H36V260L35 259H33V258H38V256L36 257V255H32L31 256V254H29L28 253V250H26V248H24L25 247V243H23V242H25L24 241V236H23V234H24V231L25 230H27L29 227H27L28 226V224L27 223H25L24 224V217L27 215V210H28V208L26 207L25 208V206L24 205H22V200L20 199V197H17L15 194H17V193H19L20 192V194L21 195H23L24 193H28V194H32V193H35V189H32L31 190V188H32V186H34L33 184H32V182H34L33 180H32V177L35 175V173H37L38 174V172L40 173V175H44L43 177L42 176H39L37 179L39 180V183L41 184H39V187H41L38 191H39V193H40V197L41 198H43L44 197V195H46V194H50V193H52V190L49 188V187H53V188H56V190L58 191L57 193L55 192V191H53V192H55V194H59V191L60 192H66V193H68L69 192V194H71V192H72V198L76 201V202H78V205L80 206V207H77V209H78V216H79V218H80V216H81V220L79 219V222L77 221H74V220H67V221H65L66 220V217H65V215L63 214V213H61V211H57V210H55L54 208H52V207H50V206H47L48 205V202H46L45 200H42L41 198H39L40 199V205H43V206H41V211H40V213H41V217H55V218H57V217H59L60 219H58V220H60L61 222H64V224L63 223H61L62 224V226H61V224H58V225H53L52 227H51V229L52 230H54L55 231V233H56V231H57V234L58 235H60L61 236V234H65L66 235V233H67V235H68V233L70 234V233H74L75 232V234L77 233H79V232H81V234L83 233V232H86V229L84 228V220H86L87 219V214L89 213L88 211H93L92 213H91V216L94 218V220H95V224L97 225V224H101L99 227H101V228H99V229H101V231L104 233V234H106V235H114L115 237H117L116 238V240L114 241V243L112 242V243H110V244H108V247L106 246H104L106 249H107V253H110L109 252V250L108 249H110L112 246H113V248L114 249H116L117 247L116 246H118V245H120V243L122 242V243H124V244H122L121 243V245H127V246H129L130 248L132 247V250L134 249V251H132L133 252V255L132 256H136V255H139V254H141V252L143 253V254H145V250L143 251L142 249L141 250H139V247L140 248H142V246L144 247V245H147L148 247L150 246H155V244H156V242L158 241V239H159V237H160V235H157V236H155L152 232V230L150 229V226L151 225H153L154 223V221H151L149 224H147V226H146V223L145 222H140V221H137V211H138V208H139V206H144L143 208H147L146 209V211L144 212V213H146V212H148L151 208H149L148 209V206H146V205H148V204H150V201L152 202L155 198H157L156 200H161V198L162 199H165V197H168L170 194H171V196L173 195V193H179V198L181 197V196H183V197H187V196H189V197H191V198H195V192H197V191H186V188L185 187H183L184 186V184H182V185H180V187H177V183H178V181H179V179L181 178V177H184L186 180H185V183H186V181L188 182V183H190V181L191 182H193V180L195 181L196 179H197V175H198V172H199V170H200V168H198V167H196V165L195 164H197V163H195V160H191V158L189 159L190 160V162H189V160L187 161V159L185 158V154L188 152V153H191L192 155H195L196 153H198L200 156H202L203 158H204V161H205V163L209 166V169H210V171L213 173V174H215L216 172H218V173H221V170H223L222 168L221 169H219L217 166L220 164V162L219 161H221V160H219L218 162L217 161H214V162H212V160H207V157H205V156H207V154H208V151H206V149H209L210 147L209 146H211V141H212V144L214 145V148H220V149H218V153L220 154V152H221V157L222 158H227L228 160V162H229V164H230V166H229V169H231V172L228 174H226V176L228 177V179H230L231 177H233V178H231L232 179V181L234 180V182H232V183H229V182H226L225 181V183L223 182V183H218L217 182V180H215V178H212L211 180H210V178L208 179V181H207V183H205V186H203V187H209L206 191L209 193V195H211V193L214 191V190H216V193L214 192L213 194H212V196H211V199L212 198H215V200L217 201V202H219V200L221 201L222 199H223V195H225V193H224V189H226V188H229L230 190H232L233 191V194L232 195H234V196H231V197H229V198H231L230 199V203L228 202L227 203V206L225 205V206H223V210L225 211V210H227V209H229L228 211H229V213L231 212V213H234L233 215L230 213H228L227 211H226V213L227 214H229V215H231V219H233L234 221H233V223H232V220H229V221H231V223L232 224H229V225H231V227H233V224L235 223V225L237 226H235L234 227V229L233 228H231L232 229V231H233V234H234V232H235V236H234V240H236V241H238V239L240 238V237H244V239L246 240V242H247V238H248V233H246V231L247 232H250L251 230H253L252 228H254V226H257V224L255 223L256 222V219L255 220H253V218H252V220H250V221H245V219L244 220H242L243 218H241L240 216H244V214L245 215H247L248 214V212L250 211V209L252 208L253 209V207H251L252 205H255L256 204V197H257V195H259L260 194V191H259V186H258V183H257V181L259 180V182H260V179H261V181H262V184L264 183V167H262V165L260 166L261 168H259V169H261V170H259L258 168L256 169V171L257 172H255V169L253 168V166L252 165H255L254 163H256L257 161H256V159H255V155L253 154L252 156H249L248 157V155H245V156H243L242 154H239L238 153V151H237V149H236V145L238 144V136H237V134L239 133V134H244V133H246V132H244V131H242V129H241V127L244 125V124H246L247 122H248V119L250 118V116H249V114H250V112H246V110L247 109H244V110H240V108H237V109H235L236 111H234L233 110V105L232 104H230V103H232V101H233V99L235 98V100H236V96H234L235 95V93H239V95L241 96V97H243L242 98V100L245 98V102L244 103H246V101L247 102H251L252 103V101L254 100V98H260V100H263L262 98H264V89H263V87L262 86H259V88H258V86L257 87H253L252 89H249V88H244V87H242V86H239V87H235V86H233V83H231L232 82V80H233V76H235V77H242V76H244V75H246V74H251V75H255L256 74V72H255V68H253V65L255 64V65H259L260 63H264V59L263 60H261V62L259 61V62H257V61H253V59H251V63L250 64H252V63H254L249 69H248V71L249 72H240V74H238V75H235L236 73H230V75L227 77L228 79H227V81L225 82V80H226V78L224 79V77L223 76H218V75H215V72L213 73V72H211V68H214L213 66L214 65H218V57H216V55L215 54H209V55H207V59L208 60H206V63H207V61L209 62V63H207V67H209V69H210V71H207V72H205V73H200V69H199V65H200V63L201 62H203V61H201L200 62V60H202L201 58H199ZM252 57V58H253ZM6 58H8V57H6ZM13 58H12V56H9V59H7V61H14L13 60ZM25 60H24V59ZM38 58V57H37ZM237 59H236V61H239V59L241 58V57H239V59H238V57H236ZM255 58V57H254ZM258 58V57H257ZM33 60V61H31V60ZM46 59H47V61H48V63L46 64L45 62H47L46 61ZM210 59V60H209ZM23 60V61H22ZM240 60H242V58L240 59ZM254 60H257L256 58L254 59ZM9 61V63L11 64V66H12V61L10 62ZM118 61V62H119ZM136 61V60H135ZM25 62V63H24ZM33 62V63H32ZM140 61H138L137 63H139ZM216 62V63H215ZM16 62H14V64H13V67L14 66H16V64H15ZM142 63V62H141ZM140 63V64H141ZM215 63V64H214ZM214 64V65H213ZM133 66L135 65V64H132ZM137 65V64H136ZM142 65V64H141ZM127 66V65H126ZM129 67L126 69V70H129L130 68H132L133 66H131V65H128ZM131 66V67H130ZM139 65H137V67H138ZM142 66H144V65H142ZM119 68H120V66H118ZM117 66L115 67V68H117V69H119ZM141 67V66H140ZM63 68V66H61V69ZM9 70L11 69L10 67L8 68ZM8 69H7V71H8ZM60 69V70H61ZM6 71V72H7ZM158 71V70H157ZM210 72H211V75H210ZM228 71H226V73H227ZM171 73H173V75L171 74ZM174 73H177L176 75L174 74ZM209 73V74H208ZM255 73V74H254ZM171 76H170V75ZM242 74H244V75H242ZM170 76V77H168V76ZM209 75V76H208ZM260 75L261 74H259V77H260ZM176 77V79H175V77ZM219 78H218V77ZM73 77V76H72ZM71 77V78H72ZM75 77V78H74ZM71 80H73V79H78L76 76H74ZM89 77V76H88ZM162 77H164V78H162ZM221 77V78H220ZM232 79H231V78ZM124 79H125V76L123 77ZM123 79V80H124ZM155 79V80H156ZM86 80H91V81H93L94 79H93V77H90V79L88 78V79H86ZM176 80V81H175ZM177 80H178V82H177ZM179 80H180V82H179ZM1 81V80H0ZM12 81V80H11ZM148 81V82H149ZM167 81V82H166ZM222 81H224L225 83H223ZM94 82H95V80H94ZM97 82V81H96ZM95 82V83H96ZM177 82V83H176ZM202 82V83H201ZM213 82V83H212ZM216 82V83H215ZM27 83V81H25V83H22L23 85L24 84H26ZM45 83V82H44ZM185 84V85H182V84ZM222 83V84H221ZM43 84V80H42V82H41V85ZM83 84V85H82ZM224 84V85H223ZM227 86H226V85ZM52 85V84H51ZM212 85V86H211ZM216 85V86H215ZM181 86V87H180ZM183 86V87H182ZM185 86V87H184ZM189 86V88H187ZM215 88H214V87ZM232 86V87H231ZM52 87V86H51ZM212 87V88H211ZM218 87H221L220 89H217ZM223 87V88H222ZM242 87V88H241ZM64 88L62 89V91L64 90ZM131 88V89H130ZM134 88V89H133ZM165 90H164V89ZM171 88V87H170ZM200 88V89H199ZM214 88V89H213ZM227 88V89H226ZM229 88V89H228ZM233 88V89H232ZM235 88V89H234ZM239 88V89H238ZM85 89V90H84ZM184 89V90H183ZM55 90V89H54ZM68 90V91H67ZM129 90V91H128ZM132 90V91H131ZM136 90V91H135ZM147 90L149 91L148 93H147ZM169 90H171V91H169ZM232 90H233V92H232ZM235 90H236V92H235ZM131 91V92H130ZM133 91L134 92H136V94L135 95H137V97L139 96V97H142V95H144L145 94V97H146V95L148 96L147 97V99H149V102H150V110L151 111H153V110H155V108H156V112H157V114H161V115H157L156 114V120L158 119V121L160 122L159 124L161 125L160 127H162V128H160L159 130L158 129H156L155 127L157 126V124L153 121H149V123H148V121L146 122L145 120H144V118H145V115L143 114L144 112V107H143V105H141V106H139V107H137L136 105H134V103H133V100H134V97H131V95L133 94ZM190 91H192V92H190ZM211 91H213V92H211ZM218 91L219 92H221V93H218ZM239 91V92H238ZM30 92V93H29ZM169 92V93H168ZM207 92V93H206ZM209 92H211V93H209ZM245 94H244V93ZM23 93H25V94H23ZM61 93H63L62 95H61ZM132 93V94H131ZM153 93V94H152ZM216 93H217V95H221L220 97V99L221 100H219V98H217L218 99V101H220L219 103H220V105L217 103V99H216ZM251 93V94H250ZM124 94V95H123ZM206 94H208V95H206ZM215 96H214V95ZM253 94V95H252ZM34 95H36V96H38V97H33ZM126 95H127V97H126ZM129 95V96H128ZM172 95V96H171ZM214 97H213V96ZM248 95V96H247ZM13 96H16L15 98L13 97ZM65 96V97H64ZM68 96H71V97H68ZM251 96V97H250ZM252 96H253V98H252ZM260 96V97H259ZM25 97H27V98H25ZM47 97V98H46ZM121 97L123 98V99H125V98H127V99H125V103H123L120 99H121ZM125 97V98H124ZM131 97V98H130ZM8 98H10L9 100H8ZM154 98V99H153ZM247 98H249L248 100H247ZM24 99L22 100V101H24ZM28 99L30 100V101H28ZM35 99H37L39 102H37L36 103V108H39V110L38 111H41L39 114H35L30 108H31V106L33 105V104H31V102L33 103V100H35ZM216 99V100H215ZM61 100V101H60ZM69 100V101H68ZM79 100V101H78ZM174 100V101H173ZM231 100V101H230ZM234 100V101H235ZM64 101H66V102H64ZM157 101H159L158 103H159V106H157L156 105V103H157ZM16 102V103H15ZM64 102V103H63ZM173 102V103H172ZM230 102V103H229ZM39 103H41V104H39ZM108 103V102H107ZM161 103V104H160ZM180 103V104H179ZM253 103H255V101H253ZM252 103V104H253ZM177 106H175V105ZM228 104H230V105H228ZM256 104H259V103H256ZM6 105V106H5ZM44 105V106H43ZM81 105V106H80ZM156 105V106H155ZM202 106L203 107V110H201V112H199L198 111V106ZM232 105V106H231ZM254 105V104H253ZM16 106V107H15ZM42 106V107H41ZM199 106V107H200ZM230 106V107H229ZM44 107V108H43ZM50 107V108H49ZM53 107V108H52ZM60 107V108H59ZM108 107V108H107ZM159 107V108H158ZM163 107V108H162ZM228 107V108H227ZM233 107V108H232ZM111 108H112V110H111ZM152 108V109H151ZM164 108H166V109H164ZM168 108V109H167ZM178 108V109H177ZM71 109V110H70ZM134 109H137L136 111H133ZM232 109V110H231ZM43 110V111H42ZM46 112H45V111ZM55 110H57V111H55ZM87 110V111H86ZM158 110V111H157ZM165 110V111H164ZM177 110H179V112H181L180 114H179V116H177ZM260 110V109H259ZM4 111V112H3ZM51 111H55L54 113H55V115L57 116H54L55 118H46V117H51ZM79 111H80V113H79ZM108 111V112H107ZM140 111V112H139ZM150 111V112H151ZM162 111V112H161ZM203 111L204 112H206L205 113V115H204V113H203ZM212 111V112H211ZM232 111L233 112H235V113H232ZM243 111V112H242ZM14 112H16V113H14ZM27 112H28V114H27ZM52 112V113H53ZM57 112V113H56ZM77 112H78V115H77ZM96 112V113H95ZM136 112H139L140 114L139 115H137V117L135 116V113ZM159 112V113H158ZM188 112V113H187ZM231 112V113H230ZM237 112V113H236ZM238 112H240V113H238ZM18 113V114H17ZM20 113V114H19ZM65 113V114H64ZM107 113H109V114H107ZM112 113V114H111ZM189 113H190V116H189ZM211 113H213V115L211 114ZM25 114V115H24ZM41 114V115H40ZM92 114V115H91ZM97 114V115H96ZM167 114H168V117H167ZM171 114V115H170ZM187 114V115H186ZM208 114H211V115H209L208 117H207V119L205 118H203V117H206V115H208ZM217 116H216V115ZM232 114H236V115H232ZM238 114H243V116H242V118L243 119H246V123H243V122H241L242 124H238L239 122H236L237 120V116L238 117H241V116H239ZM7 115H9V116H7ZM24 115V116H23ZM28 115V116H27ZM77 115V116H76ZM104 115H108L106 118H108V120L106 119V118H104L103 116ZM216 116V117H213V116ZM222 117H221V116ZM231 115H232V117L233 118H231ZM38 116H39V118H41V116H43V118H41L40 120H39V118H38ZM46 116V117H45ZM98 118H97V117ZM113 116V117H112ZM140 116V117H139ZM158 116V117H157ZM186 116H188V117H186ZM202 116V117H201ZM219 116H220V118L223 120H221L220 118H219ZM234 116H236V117H234ZM18 117V118H19ZM79 117V118H78ZM139 117V119H140V123L139 124H137V118ZM177 117V118H176ZM226 117V118H225ZM247 117H249V118H247ZM19 118V119H20ZM44 118H46V119H44ZM117 118V119H116ZM136 118V119H135ZM160 118V119H159ZM162 118V119H161ZM164 118V119H163ZM228 118H231V120L230 119H228ZM35 119H37V120H35ZM43 119V120H42ZM63 119H64V121H63ZM69 119V120H68ZM104 119V120H103ZM106 119V120H105ZM115 119V120H114ZM119 119V120H118ZM233 119V120H232ZM235 119V120H234ZM242 119V120H243ZM48 120V121H47ZM52 122H51V121ZM68 120V121H67ZM73 120V121H72ZM75 120V121H74ZM164 120V121H163ZM227 120L230 122V123H234V124H231V127H228L227 129H226V125H228V123H227ZM40 121V122H39ZM67 121V122H66ZM105 121V122H104ZM117 121V122H116ZM145 121V122H144ZM204 121V122H203ZM37 122H39V123H37ZM47 122V123H46ZM104 122V123H103ZM106 122H110V123H107L106 124ZM136 122V123H135ZM180 122V123H179ZM185 122V123H184ZM203 122V123H202ZM207 122V123H206ZM37 123V124H36ZM49 123H51L50 125H53V123H55L54 124V126H53V132H54V134L50 131V133L46 130V126L47 125H49ZM70 123V124H69ZM73 123V124H72ZM135 123V124H134ZM152 123V124H151ZM201 123H202V125H204L205 124V127L203 128V130H201L200 129V127L202 126L201 125ZM227 123V124H226ZM103 124V125H102ZM109 124V125H108ZM226 124V125H225ZM70 125H71V127H70ZM76 125V126H75ZM107 125L108 126H110V128L109 127H107ZM154 127H153V126ZM182 125V126H181ZM45 127V129H44V127ZM67 126H68V128H67ZM80 126V127H79ZM151 128H150V127ZM164 126V127H163ZM166 126H168V128L166 127ZM43 129H42V128ZM54 127H55V129H54ZM72 127H73V130H72ZM77 127V128H76ZM94 127V128H93ZM147 127V128H146ZM104 128V129H103ZM134 128V129H133ZM139 128V129H138ZM144 128V129H143ZM202 128V127H201ZM231 128V129H230ZM25 129V130H24ZM76 129H78L79 131L78 132H76L75 130ZM85 129V130H84ZM99 129H100V132H99ZM108 129V130H107ZM109 129H110V131L112 130V129H114L115 130V134L117 135V133L119 134V135H117V139H114L113 137H110V138H106V136H107V134H109L110 133V131H109ZM153 129V130H152ZM199 129H200V131H199ZM102 130H104V131H102ZM113 130V131H114ZM117 130V131H116ZM141 130V131H140ZM157 130V131H156ZM24 131H26V132H24ZM67 131H69V132H67ZM70 131H72V132H70ZM89 131V132H88ZM91 131V132H90ZM109 131V132H108ZM134 131H136V132H138V134H136V132H134ZM147 131V132H146ZM158 131H163V132H160L161 134L163 133L164 134V136L165 137H161V134L158 132ZM204 131H205V134H208V138L207 139H211L209 142H210V144L208 143H204V145L201 143L202 141H201V136H205V134H203V135H200V132L201 133H204ZM211 131H215L214 132V135H212V132ZM220 131L222 132V133H225V134H227L228 135V137H229V135H232V137H230V138H228L227 137V139L226 138H224L225 140H227V142H228V145H229V148H232L231 150L229 149V148H227V147H223V146H220L219 144H220V135H219V133H220ZM237 131V132H236ZM2 132V131H1ZM0 132V135L2 134L3 135V132L1 133ZM74 132V133H73ZM75 132H76V135H74L75 134ZM98 132L102 135H100V134H98ZM103 132V133H102ZM107 132V133H106ZM134 132V133H133ZM144 132H146L145 133V135L147 136V137H145V135H144ZM153 132V133H152ZM211 133V135H212V137H211V135H210V133ZM244 132V133H243ZM11 136L13 135H18L17 133H15V132H13V131H11ZM58 133V134H57ZM88 133H89V135H88ZM93 133H95L94 135H92ZM106 133V134H105ZM134 135H132V134ZM166 133H168V134H166ZM216 133V134H215ZM217 133H218V135H217ZM222 133H220V134H222ZM230 133H232V134H230ZM53 134V135H52ZM131 134V135H130ZM136 134V135H135ZM150 134V135H149ZM158 136H157V135ZM238 134V135H239ZM1 135V136H2ZM74 135V136H73ZM103 135H105L104 137H103ZM126 135V136H125ZM149 135V136H148ZM217 135V136H216ZM234 135V136H233ZM247 136H243V140H244V142L242 141V143L245 145V147L247 146V147H249V146H251L252 144L254 145V140H252L251 139V136L249 135V134H246ZM13 136H12V138H13ZM38 136V137H37ZM138 136V137H137ZM200 136V137H199ZM213 136L215 137L214 139H213ZM250 136V137H249ZM255 136H256V141H258L259 140V135L257 136L256 134H255ZM261 136V135H260ZM19 137V138H20ZM73 137V138H72ZM144 137V138H143ZM151 137V138H150ZM160 137H161V139H160ZM166 137H168V138H166ZM216 137H217V139H216ZM257 137H259V138H257ZM16 138H18V136H16ZM46 138V139H45ZM53 138H56V139H53ZM101 138V139H100ZM113 138V139H112ZM129 138V139H128ZM131 138H133L134 140L132 141V140H130ZM137 138H139V139H137ZM142 138V139H141ZM154 140H153V139ZM159 138V139H158ZM163 138H165V139H167L166 141H165V139H163ZM170 138V139H169ZM199 138V139H198ZM85 139H87V140H85ZM105 139V140H104ZM107 139V140H106ZM109 139V140H108ZM111 139V140H110ZM145 141H144V140ZM147 139H149L148 141H146ZM150 139H152V140H150ZM156 139H158V140H156ZM172 139V140H171ZM214 141H213V140ZM221 139H223L222 137H221ZM230 139V140H229ZM42 140V141H41ZM56 140H58L59 141V144L58 145H56V143H57V141ZM100 140V141H99ZM138 140H139V142H138ZM252 140V141H251ZM18 141V142H17ZM45 141V143H42V142H44ZM53 141L55 142V143H53ZM71 141V140H70ZM89 141V142H88ZM102 141H104L103 143H102ZM107 141H109L108 143H106ZM130 141V142H129ZM144 141V142H143ZM154 141H155V143H154ZM171 141V142H170ZM220 141V142H219ZM79 142V143H78ZM93 142V143H92ZM101 142V143H100ZM129 143V145H128V143ZM141 142V143H140ZM159 142V143H158ZM164 142V144H162ZM219 142V143H218ZM53 143V144H52ZM138 143V144H137ZM153 143V144H152ZM216 143V144H215ZM222 143V142H221ZM236 145H235V144ZM252 143V144H251ZM41 144V145H40ZM90 144V145H89ZM95 144V145H94ZM98 144H100V145H98ZM109 144V145H108ZM136 144V145H135ZM199 144V145H198ZM201 144H202V146H201ZM250 144V145H249ZM56 145V146H55ZM135 145V146H134ZM137 145H138V147H140V148H138L137 147ZM140 145H142V146H140ZM164 145H165V147H164ZM169 145V147H167ZM207 146V147H204V146ZM209 145V146H208ZM261 145H263V147H264V144H262L261 143ZM57 146H59L60 148H59V150H57L58 149V147ZM78 146V145H77ZM158 146V147H157ZM218 146V147H217ZM236 146V147H235ZM255 146V145H254ZM256 146H257V144H256ZM41 147V148H40ZM57 147V148H56ZM209 147V148H208ZM246 147V148H247ZM258 148L260 147V149H262V146H260V144H258V146H257ZM40 148V150H38ZM254 149H257V148H255V147H253ZM22 149V150H21ZM187 149H189V150H187ZM229 149V150H228ZM2 149L0 148V151H1ZM16 150V151H15ZM21 150V151H20ZM36 150H38V152L40 153H38V152H36ZM103 150H105V151H103ZM20 151V152H19ZM33 151V152H32ZM66 151V152H65ZM68 151V152H67ZM120 151V152H119ZM122 151H123V153H122ZM169 151H170V154H169ZM261 151V150H260ZM16 152H18V153H16ZM196 152V153H195ZM207 152V153H206ZM234 152V153H233ZM250 152V151H249ZM115 153H116V155H115ZM118 153H119V155H121V153L122 154H124V156H122V157H120V158H118ZM237 153V154H236ZM259 153V152H258ZM113 154H114V157H116L117 156V158H118V160L119 161H116V162H114L112 159H111V157H113ZM205 154V155H204ZM247 154H250V153H247ZM33 155H35V154H33ZM68 155V156H67ZM82 155V154H81ZM212 155V154H211ZM210 155V156H211ZM83 156V155H82ZM134 156V158H132ZM183 156V157H182ZM213 156L215 157V154L213 153ZM213 156H211V157H213ZM247 156V157H246ZM260 156H261V154H260ZM37 157H34V161L33 162H35V160L37 159ZM57 157H59V159L57 158ZM74 157V158H73ZM221 157L219 158V159H221ZM246 157V158H245ZM254 157V158H253ZM262 157H263V160L262 161H264V156H263V154H262ZM54 158V159H53ZM116 158V159H117ZM124 158V159H123ZM127 158V159H126ZM193 158H195V157H193ZM247 158H249V160L247 159ZM90 159V160H89ZM101 159V160H100ZM251 159H252V161H251ZM5 160V159H4ZM58 162H56V161ZM121 160V161H120ZM160 160V161H159ZM79 163H78V162ZM77 161H74V163H73V166H77V168H79L80 167V165H81V160L79 159V160H77ZM93 161V162H92ZM114 162V165H113V162ZM125 162V163H123V162ZM231 161V162H230ZM31 162V163H30ZM94 166V168H93V166L90 164V163ZM122 163V165H121V163ZM188 162V163H187ZM52 163V162H51ZM204 162H203V165L205 164ZM214 163V164H213ZM53 164V163H52ZM55 164V167L57 168V167H59V166H57ZM78 164V165H77ZM90 164V165H89ZM31 165V166H30ZM123 165L125 166V168H127V170L126 171H130L129 173V175H130V178H129V176H127V172L125 171V172H123L122 171V167H123ZM127 165V166H126ZM26 166V167H25ZM65 166V165H64ZM92 166V167H91ZM116 168H115V167ZM251 166H252V168H251ZM37 167V168H36ZM117 167H119V168H117ZM259 167V166H258ZM27 170H26V169ZM33 168V169H32ZM36 168V169H35ZM55 168V169H56ZM67 168L68 167H65V169H66V171H68L67 170ZM212 168V169H211ZM13 169V170H14ZM60 169V168H59ZM69 169V168H68ZM118 169H121V170H118ZM198 169V170H197ZM218 169V170H217ZM6 170H8V168H6ZM34 170V171H33ZM37 170V171H36ZM49 170V169H48ZM57 170H58V168H57ZM107 170V172H111L109 175H111V176H108V178H106L107 176H105L106 175V173H104V171H106ZM110 170V171H109ZM112 170V171H111ZM120 172V174L119 175H116L117 174V172L118 171ZM215 170V171H214ZM254 170V171H253ZM27 171V172H26ZM33 171V172H32ZM46 171H47V173H46ZM195 171V172H194ZM9 172L10 173H12L13 171L12 170H9ZM49 172V173H48ZM166 172V173H165ZM254 172V173H253ZM261 174H260V173ZM263 172V173H262ZM33 173V174H32ZM135 173V174H134ZM171 173V174H170ZM197 173V174H196ZM252 173V174H251ZM259 175H258V174ZM67 174H69L68 172H67ZM124 174H126V175H124ZM161 174V175H160ZM217 174V173H216ZM29 177H28V176ZM32 175V176H31ZM103 175V176H102ZM30 176H31V180H30ZM156 177V179H155V177ZM161 176V177H160ZM163 176V177H162ZM171 176V177H170ZM173 176H174V178H173ZM179 176V177H178ZM252 176H257L256 178H257V180H252V182H251V179H252ZM262 177V178H260V177ZM42 179H41V178ZM91 177V178H90ZM117 177V178H116ZM134 179H136V181H135V179H134V185L132 186V178ZM138 177V178H137ZM196 177V178H195ZM251 177V178H250ZM4 178V179H3ZM90 178V179H89ZM110 178V179H109ZM159 179V181H158V179ZM161 178V179H160ZM167 178V179H166ZM255 178V177H254ZM255 178V179H256ZM29 179V180H28ZM101 179V180H100ZM131 179V180H130ZM155 179V180H154ZM172 181H171V180ZM188 179V180H187ZM214 179V180H213ZM263 179V180H262ZM2 180V181H1ZM4 180V181H3ZM25 180V181H24ZM98 180V181H97ZM154 180V181H153ZM161 180H162V182H161ZM166 180V181H165ZM171 182V184H170V182ZM31 181V182H30ZM95 181H96V183H95ZM122 181V182H121ZM174 181V182H173ZM228 181V180H227ZM131 182V183H130ZM155 184H154V183ZM159 182V183H158ZM216 182V183H215ZM251 182V183H250ZM27 183V184H26ZM31 185H30V184ZM54 183V184H53ZM59 183V184H58ZM118 183H122L121 184V189H123L122 190V194L123 195H121V196H119V197H116L117 199H113L112 200V196H118L117 195V192H116V188H117V184ZM157 183V184H156ZM160 183H162L165 187V189L162 187V184H160ZM213 184V186H214V184L216 185V186H214L215 187V189H214V187H213V191H212V188H210V186ZM6 184H7V182H6ZM6 184H3V185H6ZM64 184V185H63ZM97 186H96V185ZM160 184V185H159ZM206 184H208V185H210V186H207ZM256 184V185H255ZM24 185V186H23ZM27 185H29V187L27 186ZM71 185V186H70ZM146 185V187H144ZM154 185V186H153ZM156 185V186H155ZM15 186V187H14ZM17 186H20V187H17ZM56 186V187H55ZM62 186V187H61ZM99 186V187H98ZM149 186H151V188L149 187ZM158 186V187H157ZM161 186V187H160ZM174 186V187H173ZM22 187V188H21ZM88 187V188H87ZM114 187V188H113ZM132 187V188H131ZM14 188H15V190H14ZM18 188H20V191L18 192ZM24 188V189H23ZM28 188V189H27ZM60 188V189H59ZM129 188H131V190L129 189ZM161 188V189H160ZM172 188H174V190L172 189ZM16 189H17V192H16ZM50 189V190H49ZM66 189V190H65ZM87 189V190H86ZM111 189V190H110ZM129 189V190H128ZM132 189H134L133 191H135V193H137L138 194V197H136L137 196V194H135V199H131V197H130V195H131V193H133V191H132ZM148 190V191H146V190ZM160 189V190H159ZM4 190V191H3ZM33 190H34V192H33ZM62 190V191H61ZM137 190H138V192H137ZM212 192H211V191ZM247 190H249L250 192H252V193H250L249 191H247ZM13 191H15V192H13ZM21 191H23V192H21ZM27 191V192H26ZM36 191H37V189H36ZM88 191V192H87ZM124 191V192H123ZM174 191V192H173ZM255 191V192H254ZM47 192V193H46ZM79 192V193H78ZM87 192V193H86ZM159 192V193H158ZM168 194H167V193ZM186 192V193H185ZM194 192V193H193ZM206 192V193H207ZM241 192V193H240ZM23 193V194H22ZM45 193V194H44ZM81 193H84L85 195H84V197L82 196V194ZM162 193V194H161ZM3 194L5 195V197L3 196ZM54 194V193H53ZM249 195L250 194V196H252V197H250V196H247V195ZM257 194V195H256ZM10 195V196H9ZM25 195V194H24ZM112 195V196H111ZM60 196V195H59ZM22 197V196H21ZM85 197H86V199H85ZM127 197H129V200H131V202L129 203L128 202V200H127ZM244 197V198H243ZM247 197H250V198H246ZM255 197V198H254ZM60 199H62L63 197H62V195H61V197H59ZM104 198V199H103ZM121 199V200H120ZM177 199V198H176ZM242 199V200H241ZM250 199V200H249ZM121 201V202H123V203H121V207H122V205H123V207L120 209V207H118V209H117V211H116V209H114L113 208V204H111V203H113V201ZM195 201H196V199H194ZM202 200H205V197H204V199L202 198ZM238 200V201H237ZM85 201H87V204L85 203ZM134 201V202H133ZM206 201V200H205ZM205 201H203V203H202V205L204 204H207V202H205ZM232 201H234V202H232ZM255 201V202H254ZM80 202V203H79ZM128 202V203H127ZM133 202V203H132ZM237 202V203H236ZM46 203V204H45ZM124 203H126V204H124ZM234 203V204H233ZM241 204V206L239 205V204ZM255 203V204H254ZM15 204V205H14ZM228 204H232L231 205V208H229L230 207V205H228ZM127 205H129V206H127ZM134 205V206H133ZM138 205V206H137ZM234 205H236V206H238V207H235ZM84 206H87V207H84ZM91 206V207H90ZM111 206V207H110ZM43 207V208H42ZM69 207L71 208L72 206H70V204H69ZM126 209H125V208ZM129 209H128V208ZM133 208V210H132V208ZM207 207V206H206ZM233 207V208H232ZM235 207V208H234ZM251 207V208H250ZM51 208V209H50ZM112 208H113V210L115 211V213H113L114 211L112 210ZM177 208H179L177 205H175V210H177ZM208 208V207H207ZM80 209V210H79ZM233 209V210H232ZM237 209V210H236ZM251 209V211L250 212H252L253 210ZM50 210H52L51 212H52V216H51V214H48L49 213V211ZM128 212H127V211ZM130 210V211H129ZM220 210V209H219ZM230 210H232V211H230ZM247 210V211H246ZM109 211V212H108ZM111 211H113L112 213H111ZM236 211V212H235ZM238 211V212H237ZM5 212H9L10 213V216H9V218H10V224H9V233H10V238H11V240L13 241L12 242V247H14L13 248V252H15V256L13 257V259H11L10 258V253H9V247H8V245H7V243L6 242H4V235H5V231H6V229L4 228V225H5V219H4V217H5ZM50 212V213H51ZM86 212V213H85ZM117 212V213H116ZM153 212H155V211H153ZM245 212V213H244ZM55 213V214H54ZM102 213V214H101ZM160 213V212H159ZM235 213H238V214H236L235 215ZM243 213V214H242ZM44 214V215H43ZM47 216H46V215ZM57 214V215H56ZM60 214V215H59ZM110 214H112V216H113V220L111 221V223H109V225L107 224L108 222H106V218H108L109 217V215ZM147 214V213H146ZM242 214V215H241ZM54 215V216H53ZM63 215V216H62ZM157 216H158V218L160 219L162 216H166L167 215V212H165V213H163V214H156ZM162 215V216H161ZM238 215H240V216H238ZM57 216V217H56ZM62 216V217H61ZM102 216H104V217H102ZM112 216H110V217H112ZM210 216H212V215H210ZM242 216V217H243ZM262 220H263V223H264V219H263V217H264V212H262ZM43 217V218H44ZM149 217V216H148ZM238 217H240V218H238ZM83 218H84V220H83ZM245 218H246V220H247V217L245 216ZM61 219H63V221L61 220ZM112 219V218H111ZM218 218L216 217V216H214L213 217V220L210 222V224H209V229H211L212 227H213V221H215V220H217ZM242 220V222H241V220ZM167 219L166 218H164L162 221H166ZM31 221V220H30ZM96 221L98 222V223H96ZM221 221H223V220H220L219 221V225L221 224L220 222ZM228 221V222H229ZM245 221V222H244ZM34 222H35V220H34ZM66 222V223H65ZM83 222V223H82ZM104 222H105V224H104ZM135 222H139V224H141V225H137V223L135 224ZM178 222V221H177ZM244 222V224H242ZM246 222H248V223H246ZM249 222H252L253 223V226L252 227H248V228H246L247 227V225L249 224ZM30 223V222H29ZM31 226H33L32 224H33V220L31 221ZM113 224V225H112ZM255 224V225H254ZM108 225V226H107ZM56 228H55V227ZM107 228H106V227ZM111 226H112V229H111ZM153 226H156V224L155 225H153ZM221 226V225H220ZM219 226V227H220ZM246 226V227H245ZM33 227H35V226H33ZM102 227H104V228H102ZM131 227V228H130ZM139 227V228H138ZM219 227H215L214 229H213V231L212 230H210L209 232L208 231H206V233L205 232H202L201 233V236L202 235H204L206 238H203V239H211V240H216V238H220L221 239V235H223V234H225V236H224V238H227L228 237V234L226 233V232H223V227L221 228H219ZM2 228V229H1ZM133 228V229H132ZM132 229V230H131ZM220 229V231L219 232H221V233H219V232H217L218 230ZM84 230V231H83ZM127 230V232H125ZM134 230H136L135 232H134ZM222 230V231H221ZM249 230V231H248ZM264 229H262V230H258L257 228H255V230H253V231H251V232H254V231H256V232H264L263 231ZM2 231V232H1ZM40 234V231L41 230H35V233H37V232ZM107 231V232H106ZM215 231V232H214ZM64 232V233H63ZM66 232V233H65ZM222 232H223V234H222ZM21 233V234H20ZM23 233V234H22ZM127 233V234H126ZM135 233H136V235H135ZM150 233V234H149ZM198 233V232H197ZM216 233V234H215ZM80 234V233H79ZM80 234V235H81ZM129 234H130V236H129ZM213 234H215V235H213ZM219 234H221L220 236H219ZM38 235V234H37ZM109 235V236H110ZM117 235V236H116ZM127 235V236H126ZM148 235V236H147ZM150 235V236H149ZM227 235V236H226ZM129 236V237H128ZM135 236V237H134ZM139 236V237H138ZM154 238H153V237ZM199 235H197V237H198ZM204 236H202V237H204ZM217 236V237H216ZM39 237H40V235L38 236V238H37V241L39 242V241H41V239H42V237L39 239ZM158 237V238H157ZM144 238V239H143ZM138 239V240H137ZM157 239V240H156ZM49 240V239H48ZM47 240V241H48ZM224 240V239H223ZM226 240H229V238H227V239H225L224 241H222L221 240V242L220 243H218L219 245H220V248H221V246H222V244L224 243H227V245H224L223 244V246H225V247H223V249L224 250H227L228 249V253L229 254H232L231 252H229V251H231V249H232V251L233 250H235V247L237 246V244L239 243V242H237L236 244H232V243H229V241H226ZM119 241V242H118ZM136 241V242H135ZM138 241V242H137ZM149 241V243H146V242H148ZM38 242H36V245H37V243ZM118 242V243H117ZM141 242V243H140ZM144 242V243H143ZM151 243H153L154 245H152ZM222 243V244H221ZM229 243V244H228ZM79 244V246L77 247L76 246V249L78 248V249H80V252L83 254V256L85 255V257L87 258V259H89L90 257L91 258H93V259H90V261H93V263L91 262V264H99V262L97 261L98 260V258H97V256H96V253H94L91 249H89V247H93L92 245L91 246H88L87 244H85V245H82L81 246V242L80 243H77V245ZM114 244H116V245H114ZM129 244V245H128ZM131 244V245H130ZM140 244V245H139ZM263 244V245H262ZM35 245V246H36ZM230 245V246H229ZM260 245H262V246H260ZM260 245H258L257 246V248H256V250H255V252L256 251H258V252H256L257 253V256L258 257H256V258H258L259 260L257 261V262H255L254 260H252V259H248V260H246L244 263L243 262H241L240 264H264V260H262L260 257H261V254L262 253H264V240H263V242L260 244ZM35 246H33V248H32V251L34 250V252H36V251H41V250H43V247L41 246V247H39L38 249H36L37 248V246H36V248H35ZM88 246V247H87ZM135 248H134V247ZM234 246V247H233ZM259 246L261 247V248H259ZM80 247V248H79ZM83 247V248H82ZM122 246H120V248H121ZM113 248H111V249H113ZM182 247H179V249H181ZM204 250H203V249ZM201 249L203 250V251H205L204 253H206L207 254V248L205 247H202ZM218 248H219V246L217 247V248H215L216 250H212L213 252L212 253H208L207 254V256H206V261H212V263L214 262V264H215V262H217V259L219 258L218 256H220L219 254H218V252L220 251H217L218 250ZM219 248V249H220ZM234 248V249H233ZM31 249V248H30ZM36 249V250H35ZM41 249V250H40ZM77 249V250H78ZM230 249V250H229ZM259 249H260V251H259ZM263 249V250H262ZM23 250V251H22ZM82 250V251H81ZM224 250H222L221 251V253L222 252H224ZM239 250V248L237 249V251ZM22 251V252H21ZM91 251H92V253H91ZM116 251V250H115ZM136 251H137V253H139V251H140V253L139 254H137L136 253ZM215 251L217 252V253H215ZM262 251V252H261ZM78 252V254H80L79 253V250L77 251ZM135 252V253H134ZM182 252V251H181ZM227 252L225 251L223 254H227ZM18 253V254H17ZM20 253V254H19ZM123 253H125V250H123L122 248L119 250V252L118 253H116V252H113V253H110V255L112 256V255H114V261L115 262H117V264H120L119 263V261L121 262V258H120V256H122V255H119V254H123ZM220 253V252H219ZM82 254H80V256H82ZM87 254H88V256H90L89 258H88V256H87ZM116 254V255H115ZM181 254V253H180ZM222 254V255H223ZM57 255H58V257H57V261H59V263L58 264H65V258H63L62 256H59V253H57ZM210 255V256H209ZM97 259H96V258ZM174 258V259H173ZM59 259V260H58ZM60 259H61V261H60ZM208 259V260H207ZM210 259V260H209ZM1 260V259H0ZM64 260V261H63ZM94 260H95V262L96 263H94ZM172 260V262H170V264H174V263H176V261H175V257H172V259H171V257H170V261ZM216 260V261H215ZM261 260V261H260ZM21 261V262H20ZM175 261V262H174ZM247 261H248V263H247ZM12 262H14V263H12ZM20 262V263H19ZM98 262V263H97ZM219 262V261H218ZM217 262V263H218ZM262 262V263H261ZM127 264V263H126ZM223 264V263H222ZM234 264H238V263H234Z\"/></svg>", "mask_w": 264, "mask_h": 264}]
</instances>
